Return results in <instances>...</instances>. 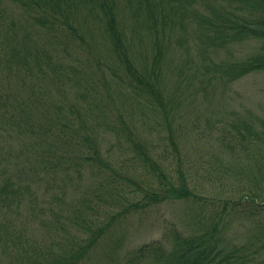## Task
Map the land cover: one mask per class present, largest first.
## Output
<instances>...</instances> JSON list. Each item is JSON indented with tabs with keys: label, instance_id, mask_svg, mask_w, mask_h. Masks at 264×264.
Segmentation results:
<instances>
[{
	"label": "trees",
	"instance_id": "16d2710c",
	"mask_svg": "<svg viewBox=\"0 0 264 264\" xmlns=\"http://www.w3.org/2000/svg\"><path fill=\"white\" fill-rule=\"evenodd\" d=\"M18 1L13 10L11 0H0V64L4 65L0 81L6 83L0 90V165L3 159L0 211L5 202L18 204L28 190L26 184L13 180L19 171L21 177L31 174L38 177L62 162L80 160L86 154L83 153L85 150L91 151L93 157L88 158L103 166L113 179L105 186L115 189L112 195L118 198L114 203L118 201L122 205L129 195H136L139 199L128 204L136 209L145 202L150 203L145 199L159 201L199 196L180 172L172 179L159 168L151 145L134 139L130 125L124 119L110 122L112 119L106 117V127L113 133L128 128L126 135L123 134L131 144L132 159L141 162L150 177L158 181L151 180L143 185L142 175L137 176L102 160L92 124L88 118L82 120L84 107L72 101L75 99L68 95L69 89L66 90L65 76L60 73L65 58L56 50V41L50 45L51 41L46 38L59 37L64 41L63 45L74 39L75 44L88 48L96 40L91 28L80 31L79 24L86 19L85 11L87 16L96 19L100 40L107 44V53L113 60L108 63L107 57L98 58V54H93L94 61L91 62L97 75L83 78V91L73 88V96L93 95L97 98L94 102L103 108L98 97L100 90L107 94L111 84H117L127 87L133 96L145 97L151 107L156 105L164 115L166 105L160 98V78L169 68L166 64L167 41L176 23L194 26L192 33L203 40L200 39L204 47L199 48V53L202 59H208L203 67L206 72L213 73L207 75L205 81L227 84L250 73L264 74V0ZM145 37L151 38L150 43L145 39V47L141 44L135 55L133 44L135 47L139 39ZM251 42L259 48L250 53L229 51L217 60L209 59L205 54L206 48L228 50L231 46ZM72 117L78 118L77 126L72 124ZM163 119L170 131L168 116L164 115ZM219 123L217 143L229 160L223 164L221 197L210 198V201L202 199L213 205L209 221L202 217L199 229L187 234L174 233L170 247L158 241L140 246L131 258L139 264H264V102L256 109L244 108L230 117L221 118ZM51 134L52 138H49ZM3 136L9 141L1 140ZM40 136L43 139L34 142ZM59 136L65 141L61 143ZM171 136H168V145L173 146ZM43 144L45 148L41 154ZM61 144L65 145L61 151H55L53 147ZM91 145L96 147L91 148ZM34 146L38 147L35 156L32 153ZM5 153H9L10 163ZM83 203L85 205L76 214H53L54 222L47 223L49 235L43 246L32 245L31 250L24 254L20 252L2 264H86L88 259L84 258L96 250L119 212L102 218L90 205L89 198L85 197ZM129 206L123 207L121 213ZM236 220L241 222L242 229L231 234L230 228ZM9 225L7 222L8 227L17 231H1L7 234V240L16 244L19 227Z\"/></svg>",
	"mask_w": 264,
	"mask_h": 264
},
{
	"label": "rangeland",
	"instance_id": "374dc122",
	"mask_svg": "<svg viewBox=\"0 0 264 264\" xmlns=\"http://www.w3.org/2000/svg\"><path fill=\"white\" fill-rule=\"evenodd\" d=\"M18 3V0H11L10 6L13 10ZM83 15L86 19L79 24L80 31L86 27V30L91 28L96 40L88 48L75 44L74 39L67 41L68 45H63L64 41L59 37L47 36L46 41H51L50 45L52 41H56V50L65 58L60 73L61 76H65L66 90L69 89L68 95L75 99L72 101L79 102L80 107H84L81 113L82 120L88 118L87 121L92 124L91 129L95 132L94 137L98 142L102 160L137 176L142 175L143 185L150 183L151 180L158 181L150 177L141 162L132 159L131 144L124 136L128 128L113 133L106 127V117L112 119L110 122L124 119L130 125L129 129L133 132L134 139L151 145L159 168L161 167L172 179L180 172L189 187H194L199 196L159 201L145 199L150 203L142 200L145 202L144 206H138L136 209L128 205L132 200L139 199L136 195H129L127 197L129 200L126 198L122 205L118 204V201L114 203V200L118 198L112 195L115 189H107L105 186L109 180L113 179L102 168L103 166L95 163L93 158H88L92 156L90 150L83 151L86 154L80 157V160H70L65 164L62 162L53 170L46 169L38 177L32 174L21 177L19 171L18 177L13 176V180L21 181V185L26 184L28 190L18 204L5 202L2 212L0 211V264L19 255L20 252L24 254L23 252L31 250L32 245L43 246V242L47 241L44 240L48 239L47 235H49L47 223L54 222L53 214L63 213L67 216L76 214L85 205L83 203L85 197L90 199L92 202L90 205L95 207V212L102 218H108L109 214L119 212L115 215L101 243L95 248L96 250H93L90 257L84 258L88 259L86 264H139L138 260L131 258L133 252L140 246L158 241L161 245L170 247L172 243L170 239L174 233L187 234L199 229V221L202 217L205 220L208 218L209 221L211 214L209 212L213 205L206 204L202 199L216 200L215 198L221 197L223 192L221 189L223 164H227L229 157L221 151L217 143L219 120L230 117L235 112L243 111L244 108L256 109L264 102L263 73H250L227 84L212 83L213 81L209 84L205 81L208 78L207 75L213 73L206 72L203 67L208 59H202L200 55L199 48L204 47L201 44V38L192 33L194 26L189 24L180 26L179 23H176L167 41L168 62L166 64L169 68L161 74L160 78L162 88L160 98L166 105L164 115H167L170 120V131L166 129L161 109H158L156 105L151 107L145 97L133 96L128 92L127 87L123 86V89L120 85L111 84L107 94L104 90H100L99 102L103 104V108L106 107V110L94 102L97 98L93 95L77 98L73 96V91L75 89L83 91L82 79L97 75L91 62L94 61L93 54H98V58L107 57L108 63L113 60L107 53V44L103 39L100 40V28L96 24V19L87 16L85 11ZM125 15L127 19V11ZM127 29L129 30L128 27ZM85 39L90 41L91 37L85 36ZM145 39L150 43L149 37L139 39L135 47L134 41L132 42V51L135 55L141 44L145 47ZM258 48L257 44L251 42L236 47L231 46L228 50L206 48L205 54L207 58L217 60L220 57L224 58L229 51L244 54ZM1 58L2 56L0 57L2 63ZM3 70L4 65L0 64V80ZM66 78L70 79L66 80ZM3 85L6 83L0 81V90L4 87ZM71 119L73 125L79 124L78 118ZM169 135H172L173 146L168 145ZM51 136L52 134L48 137ZM55 136L58 135L55 134ZM41 138L42 136L34 139V142ZM62 138L59 136L61 143L65 141ZM6 139L7 137L3 136L1 140ZM6 141H9V138ZM43 146L44 144L40 147L41 154L42 149L45 148ZM58 146L53 147L55 151H61V147L65 145ZM94 147L96 145H91V148ZM37 150L38 147L34 146L33 156L38 154ZM4 155L8 156L7 160L10 163L9 153ZM85 157L87 160H84ZM1 162L2 165L3 159ZM15 167L16 165L11 168ZM1 180L0 176V183ZM108 204L111 207H106ZM126 206H129L128 209L125 213H121ZM83 209L90 211L87 208ZM7 222L10 223L9 226L19 227L16 244L12 243V240H7V234L1 231H17L8 227ZM240 223L236 220L232 224L231 234L241 231L243 225Z\"/></svg>",
	"mask_w": 264,
	"mask_h": 264
}]
</instances>
